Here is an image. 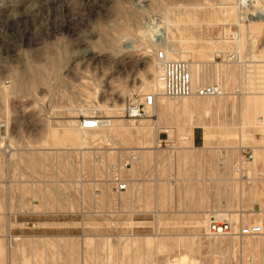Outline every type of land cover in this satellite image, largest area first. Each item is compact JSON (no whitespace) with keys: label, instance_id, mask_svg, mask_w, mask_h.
<instances>
[{"label":"rangeland","instance_id":"374dc122","mask_svg":"<svg viewBox=\"0 0 264 264\" xmlns=\"http://www.w3.org/2000/svg\"><path fill=\"white\" fill-rule=\"evenodd\" d=\"M227 1L0 0V264H264V234H204L217 211L236 230L264 219V22H239L237 0ZM250 1L245 14L264 10ZM97 20L109 28L106 49L130 37L115 54L87 50L81 33ZM156 24L170 58L192 63L194 82L221 80L225 95L154 91L163 41L144 31ZM58 37L82 54L55 69L44 45ZM229 49L242 64L221 60ZM148 92L159 94L156 120L122 119L127 101ZM74 114L102 124L79 131ZM240 147L253 157L237 171ZM130 153L127 187L115 192L110 166Z\"/></svg>","mask_w":264,"mask_h":264},{"label":"built area","instance_id":"2783aa9c","mask_svg":"<svg viewBox=\"0 0 264 264\" xmlns=\"http://www.w3.org/2000/svg\"><path fill=\"white\" fill-rule=\"evenodd\" d=\"M250 0H237L236 6L238 9V21L243 22L247 19V15L244 11H248ZM225 57L221 60L223 62H236L242 64L239 52L236 49L225 52ZM154 58L161 69L160 80L162 82V94L168 98H181L192 95L200 97H214L225 94L223 89L217 83L211 81V83L194 82L191 76L189 65L186 61L179 59L168 58L163 48L157 49L154 52ZM155 104V96L151 93H145L140 98L134 100H128L124 106L123 117L127 120L138 121L141 120L151 107ZM102 120L98 116L87 117L80 125L81 129H96L102 123ZM104 124V123H103ZM6 128L7 125L0 123V150H2L4 141H6ZM241 159L235 164L236 169L242 161H250L252 158L251 152L246 147H240ZM136 155L130 153L121 165L110 166V184L112 190L120 192L125 190L128 184L127 179L122 177L120 173L121 167L131 166V163L136 159ZM99 157L94 154L93 160H98ZM121 166V167H120ZM242 168V167H241ZM234 230L231 223L227 219H211L208 221L207 227L204 229V234L208 236H228L233 234ZM238 234L241 237L244 236H256L258 234H264V219L259 223H252L244 227H240ZM12 238V237H10ZM14 240V238H13Z\"/></svg>","mask_w":264,"mask_h":264},{"label":"bare ground","instance_id":"6f19581e","mask_svg":"<svg viewBox=\"0 0 264 264\" xmlns=\"http://www.w3.org/2000/svg\"><path fill=\"white\" fill-rule=\"evenodd\" d=\"M218 1V5L219 6H222V7H227V4L226 3H228V1L227 0H217ZM254 2V1H253ZM217 3V2H216ZM250 3H251V1H250ZM253 4V3H252ZM231 7V6H230ZM247 13H249L248 15H247V21H248V23L247 24H249V23H254V22H260V21H262V22H264V10H259V9H252V10H249V12H247ZM149 20V19H148ZM149 22H151V21H149ZM148 22V23H149ZM154 22V21H153ZM246 25V24H245ZM156 26L158 27V29H157V27H156V29L157 30H154L153 32H159L160 33V36H161V40L163 41V46H162V48H163V50H164V52H165V54H166V56L168 57V58H170V56H169V53L171 54V52H172V47H171V45L169 44V41H168V39H166L165 38V33H166V31H165V28L164 27H162L161 25H157L156 24ZM150 28V27H149ZM153 28V27H152ZM154 29H155V27H154ZM248 30V29H247ZM163 36V37H162ZM250 39V38H249ZM161 41V42H162ZM222 42L224 41V40H221ZM237 41V46H238V48H239V43H240V41H239V38L236 40ZM251 41H252V39H251ZM131 46V45H130ZM165 46V47H164ZM237 49V48H236ZM230 50V49H229ZM221 52V51H220ZM222 52H227V50L226 51H222ZM171 59H173V58H171ZM183 61H185V60H183ZM187 62V61H186ZM155 66H156V69H157V74L155 75V72H154V70H155V68H152L151 70H152V72L150 73V75H151V77H154V85H155V87H154V91L156 92L157 90H160V89H162L163 90V88H162V82H161V80H160V75H161V69L159 68V66H158V64H157V62H156V60H155ZM188 63V65H189V68H190V72H191V74H192V63H190V62H187ZM216 64L215 63V61L212 59V61L210 62V64ZM244 72H245V75L247 76V73H248V69L247 70H245L244 69ZM204 76H203V80L200 82V83H211V81H213L214 83H217L219 86H220V88L221 89H223V85H222V81L221 80H215V79H213V77L212 78H210V77H207L206 78V76H205V74H203ZM142 82H144V81H142ZM223 92H224V89H223ZM148 93H151V94H153L154 96H155V104H154V106L153 107H151V109H149L148 110V112H147V119H151L152 121H155L156 119L154 118L155 117V106H156V99H157V96L159 95V94H155V93H153V92H148ZM161 95H163V94H161ZM225 95V94H224ZM164 96V95H163ZM222 96V95H221ZM221 96H214V97H221ZM131 97H133V95L131 96ZM164 97H166V96H164ZM189 97H200V96H196V95H192V96H188V97H181V98H189ZM166 98H168V97H166ZM201 98H213V97H201ZM171 99H173V98H171ZM174 99H180V98H174ZM123 110H124V107H123V109L122 110H120V116L122 117V119L124 118L123 117V115H124V113H123ZM121 113H122V115H121ZM87 117H92V116H81L80 114H74V115H72L71 117H69V120H70V123L75 127L76 126V122L77 121H79V123H78V125H80L81 124V122L84 120V119H86ZM190 119L192 120V117L190 116ZM189 119V120H190ZM102 120V119H101ZM127 121V120H126ZM130 121H132V120H130ZM138 121H140V120H138ZM102 123V122H101ZM78 125L76 126L77 127V129L79 130V131H83V130H96V129H98V128H96V129H81V128H79L78 127ZM261 127H263V126H261ZM156 132V131H155ZM91 134H93V133H91ZM94 135V136H93ZM93 135H91V137H92V139L95 137L96 138V136H95V134H93ZM192 136H193V134L191 135V136H189V135H186V134H183V138H185V139H187V142H189V143H191V139H192ZM98 137V136H97ZM96 139H98V138H96ZM97 141V140H96ZM93 142H95V141H93ZM97 143V142H96ZM159 146V144L157 143V141H155V143H154V145H153V147H152V150L151 151H156V148ZM188 148L189 147H194V146H192V145H188L187 146ZM202 147V146H201ZM143 148H145V147H143ZM194 148H196V147H194ZM251 154H252V152H251ZM226 155V151H225V149H224V153H223V157ZM252 157H253V154H252ZM230 159H231V157H230ZM239 159H241V155H240V153H239V157H238V160ZM252 159V158H251ZM248 162H250V161H242L241 160V164L240 165H237V166H239V169H236L237 171H239V170H241L242 168V165L245 163H248ZM246 173H253V167L252 166H250L249 167V169H248V171H246ZM231 174H232V178H234V175H236V173L232 170L231 171ZM238 179H240V177L238 178ZM218 213H219V216H217V217H215V218H213V219H219V218H222V219H227L230 223H231V225H232V228H233V230H234V233L233 234H231V235H238V236H240L239 234H238V231H239V229H240V227L236 230V228L234 227V225H233V223L230 221V219L226 216L227 215V213L226 214H223V213H225V212H222V211H217ZM236 214H238L237 212H236ZM211 220V219H210ZM259 222H261V221H259ZM258 222V223H259ZM207 224H208V222H207ZM207 224H206V226H205V228L207 227ZM244 226H246V225H243V226H241V227H244ZM258 235H260V234H258ZM205 236L206 237H210V238H215V237H220V236H215V237H213V236H208V235H206L205 234ZM227 236V235H226ZM228 236H230V234L228 235ZM221 237H223V236H221ZM245 237V236H244ZM15 240H18V238H14V241ZM13 241V237L11 238V247L13 248V247H15L16 245V242H14ZM188 259V258H187ZM186 258H185V256H182L180 259H177V260H175L176 261V263L175 264H180V263H182V262H184V261H186L187 260ZM189 261H191V260H189Z\"/></svg>","mask_w":264,"mask_h":264},{"label":"clouds","instance_id":"9594fccd","mask_svg":"<svg viewBox=\"0 0 264 264\" xmlns=\"http://www.w3.org/2000/svg\"><path fill=\"white\" fill-rule=\"evenodd\" d=\"M154 29L152 27L146 29L144 31L145 36L150 35ZM109 28L102 20H97L95 24L91 27V30H85L81 34L85 39L88 48L87 50H94L97 52L110 51L112 54H115L118 46L124 41L129 39L130 37L121 33L115 40H111L112 47L110 49H106L102 43L103 39L108 35ZM98 34L99 38L95 41L90 39L91 34ZM44 53L47 57L49 63L55 68L59 69L61 66H67L76 56L82 54V50L70 51L69 44L64 37H58L56 40L52 42H48L44 45Z\"/></svg>","mask_w":264,"mask_h":264}]
</instances>
